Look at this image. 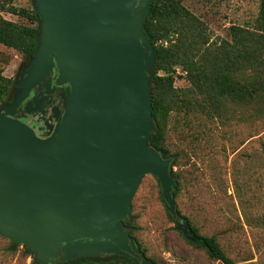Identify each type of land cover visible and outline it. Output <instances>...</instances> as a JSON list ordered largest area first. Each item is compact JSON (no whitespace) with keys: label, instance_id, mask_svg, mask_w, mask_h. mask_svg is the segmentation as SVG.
I'll return each instance as SVG.
<instances>
[{"label":"water","instance_id":"water-1","mask_svg":"<svg viewBox=\"0 0 264 264\" xmlns=\"http://www.w3.org/2000/svg\"><path fill=\"white\" fill-rule=\"evenodd\" d=\"M153 0H32L38 45L15 86L19 105L50 80L63 111L46 138L0 109V236L37 264L131 258L152 264L123 222L142 179L154 177L176 229L175 156L148 143L157 128L155 51L143 33ZM33 101V102H32ZM36 103L33 95L26 106Z\"/></svg>","mask_w":264,"mask_h":264},{"label":"rangeland","instance_id":"rangeland-1","mask_svg":"<svg viewBox=\"0 0 264 264\" xmlns=\"http://www.w3.org/2000/svg\"><path fill=\"white\" fill-rule=\"evenodd\" d=\"M179 2L198 20L210 52L222 42H231L233 27L260 34L262 0ZM32 3L0 0V16L28 25L6 9L34 10ZM257 55V64L242 63L231 71L232 78L244 85L264 80V52ZM29 58L0 44V70L13 85ZM209 82L206 91L196 95L176 68L174 88L190 101L166 123L164 148L175 156L176 212L197 235L213 236L231 264H264V99L236 103ZM160 197L157 180L147 175L131 200L129 218L136 228L131 235L144 256L152 264H223L182 237ZM0 264H32V255L0 236Z\"/></svg>","mask_w":264,"mask_h":264},{"label":"trees","instance_id":"trees-1","mask_svg":"<svg viewBox=\"0 0 264 264\" xmlns=\"http://www.w3.org/2000/svg\"><path fill=\"white\" fill-rule=\"evenodd\" d=\"M32 5L34 7L33 3ZM148 10L143 22V33L155 51L150 99L152 116L157 128L156 132L149 136L148 143L169 156L164 148L167 120L172 113L174 115L179 109L187 108L190 104V101L181 97L174 88L176 68H179L185 79L194 86L196 95L204 93L211 81L216 92L228 96L236 103L258 102L264 99V80H255L250 85H244L231 76V71L239 69L242 63L257 64V54L264 52V3L262 2L258 17L260 34L251 35L238 27H233L231 42H222V45L214 48L213 52L204 47L208 39L202 33L198 20L180 4L179 0H153L149 3ZM6 12L26 20L28 25L7 21L0 16V44L20 53L23 57H31L38 45L39 31L36 25L39 22L38 15L33 9L24 8L8 7ZM262 63L264 65V62ZM12 87V80L5 78L0 70V106L6 102ZM176 195L175 189L173 200ZM161 203L164 206L162 199ZM166 213L174 222L167 211ZM123 225L131 231L129 236L132 237L131 233L136 229L133 218L123 222ZM191 230L193 241L188 240L180 232L188 243L204 251L210 259L231 264L213 236L197 235L194 229ZM25 250L29 252L26 248ZM32 264H37L33 255ZM71 264H134V262L131 258L105 261L86 259Z\"/></svg>","mask_w":264,"mask_h":264},{"label":"flooded vegetation","instance_id":"flooded-vegetation-1","mask_svg":"<svg viewBox=\"0 0 264 264\" xmlns=\"http://www.w3.org/2000/svg\"><path fill=\"white\" fill-rule=\"evenodd\" d=\"M262 2L264 3V0H262ZM26 65L27 62L21 67L16 79L17 81L19 80V77L23 75ZM16 82L11 89L9 97L6 102L0 106V109L4 106H13V119H16L32 128L38 137L46 138L50 131L47 125L49 127H53L56 124L53 113L57 111L60 114L63 111L59 94L64 86H56L54 85V82L50 80L47 89L44 85L40 89L36 86L30 91L26 100H24L21 104L16 105L14 104V100L20 95V90H17L15 86ZM33 95L35 96L36 103H32L30 106L25 107L26 102L30 100Z\"/></svg>","mask_w":264,"mask_h":264}]
</instances>
